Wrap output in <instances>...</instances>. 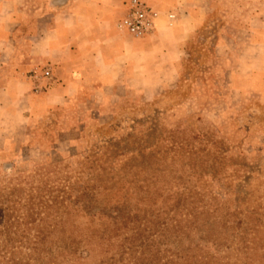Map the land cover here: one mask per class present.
Here are the masks:
<instances>
[{
    "label": "rangeland",
    "instance_id": "rangeland-1",
    "mask_svg": "<svg viewBox=\"0 0 264 264\" xmlns=\"http://www.w3.org/2000/svg\"><path fill=\"white\" fill-rule=\"evenodd\" d=\"M258 6L214 0L191 21L177 59L160 54V77H141L132 93L119 88L101 102L82 92L54 110L0 113V261L13 253L17 264H40L37 248L52 256L41 264H264ZM26 60L40 90L48 67ZM8 62L4 71L17 69ZM145 119L169 132L161 157L147 159L143 135L106 149Z\"/></svg>",
    "mask_w": 264,
    "mask_h": 264
},
{
    "label": "crops",
    "instance_id": "crops-1",
    "mask_svg": "<svg viewBox=\"0 0 264 264\" xmlns=\"http://www.w3.org/2000/svg\"><path fill=\"white\" fill-rule=\"evenodd\" d=\"M142 1L157 13L155 30L133 40L115 28L124 13L121 0H45L40 7L25 0H0V76L5 78L0 80V113L54 110L82 92L93 91L101 102L107 92L118 93L119 88L132 93L133 84H142L141 77H160V54L166 61L177 59L191 21L214 4V0ZM252 1L259 5L253 28L264 27V0ZM167 15L173 16L171 22ZM22 30L29 33L23 43ZM5 59L17 69L4 71ZM25 59L43 63L50 71V80H44L40 90L34 91V82L26 76Z\"/></svg>",
    "mask_w": 264,
    "mask_h": 264
},
{
    "label": "trees",
    "instance_id": "trees-1",
    "mask_svg": "<svg viewBox=\"0 0 264 264\" xmlns=\"http://www.w3.org/2000/svg\"><path fill=\"white\" fill-rule=\"evenodd\" d=\"M160 124V123H158ZM157 121L156 120H142V121H136V123L134 124L133 127L130 128V133H127V135L123 138L125 140H119V141H115V142H111V143H107L105 144L106 149H117L118 146H123L124 148L132 146V145H136L137 141L140 139V136L143 135L145 138H147L146 142H144V149H142L143 153L146 152V157L147 159H151L153 158L155 155H160L161 157V153L162 151L159 150L158 148V143L163 141L164 137H167V135H164L165 133H169L168 131H166L165 129H163L161 126L160 128H157ZM140 135V136H138ZM141 146V145H140ZM181 157H185L184 155H182ZM161 160V158H160ZM190 167V166H189ZM195 168V167H194ZM194 168H189V169H194ZM181 169H187V167H185L184 165L181 167ZM215 227V221L211 222V223H206L205 224V233L208 234H212L213 230ZM93 238L89 237L86 238L85 241H87V245H89L92 242ZM208 240V239H207ZM216 241V240H215ZM68 246V245H67ZM35 253L37 255L36 258H34L35 260H44L45 257L48 258V261L52 260V256H48L45 255L46 253H43L44 251H40L37 248H34ZM47 252V251H46ZM12 258H7L5 259L6 255H1L2 257V261L3 264H9L10 261H12L11 264H17L16 262H14V258L15 255L13 253H11ZM0 261V263L2 262ZM40 261V264H41Z\"/></svg>",
    "mask_w": 264,
    "mask_h": 264
},
{
    "label": "built area",
    "instance_id": "built-area-1",
    "mask_svg": "<svg viewBox=\"0 0 264 264\" xmlns=\"http://www.w3.org/2000/svg\"><path fill=\"white\" fill-rule=\"evenodd\" d=\"M124 13L117 23L119 30L124 31L134 38H141L155 30L157 13L142 0H121ZM46 77L50 71L44 72Z\"/></svg>",
    "mask_w": 264,
    "mask_h": 264
}]
</instances>
